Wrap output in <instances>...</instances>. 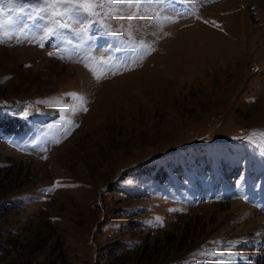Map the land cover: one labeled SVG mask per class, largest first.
I'll return each mask as SVG.
<instances>
[{"label": "rangeland", "instance_id": "obj_1", "mask_svg": "<svg viewBox=\"0 0 264 264\" xmlns=\"http://www.w3.org/2000/svg\"><path fill=\"white\" fill-rule=\"evenodd\" d=\"M94 2L0 0V264H264V0Z\"/></svg>", "mask_w": 264, "mask_h": 264}, {"label": "snow or ice", "instance_id": "obj_2", "mask_svg": "<svg viewBox=\"0 0 264 264\" xmlns=\"http://www.w3.org/2000/svg\"><path fill=\"white\" fill-rule=\"evenodd\" d=\"M46 3H50L52 5L56 4H69L71 5L70 12L72 15H79L82 11L83 12H93L94 8L97 7V4L94 0H45ZM108 3L111 4H128L133 5L138 2V0H107ZM62 13H57V15H61ZM2 42V41H0ZM87 110L86 108L84 109ZM264 135V133H261ZM52 189H49L51 191Z\"/></svg>", "mask_w": 264, "mask_h": 264}, {"label": "trees", "instance_id": "obj_3", "mask_svg": "<svg viewBox=\"0 0 264 264\" xmlns=\"http://www.w3.org/2000/svg\"><path fill=\"white\" fill-rule=\"evenodd\" d=\"M29 119H30V121H32V122H33V120H32V118H31V116H30V115H29ZM33 123H34V122H33ZM12 126H13V127H12ZM11 127H12L13 129H14V128H16V129H17V128L19 127V125H17V126H16V124H15V123H11V124H10V126H8V129H11V131H14V130H13ZM7 131H8V130H7Z\"/></svg>", "mask_w": 264, "mask_h": 264}, {"label": "bare ground", "instance_id": "obj_4", "mask_svg": "<svg viewBox=\"0 0 264 264\" xmlns=\"http://www.w3.org/2000/svg\"><path fill=\"white\" fill-rule=\"evenodd\" d=\"M46 111V110H45ZM45 111H43V110H39L38 112H37V116L39 117V118H41V119H43V117L45 116ZM48 112H50V111H48ZM53 112V111H52ZM51 113V112H50Z\"/></svg>", "mask_w": 264, "mask_h": 264}, {"label": "water", "instance_id": "obj_5", "mask_svg": "<svg viewBox=\"0 0 264 264\" xmlns=\"http://www.w3.org/2000/svg\"><path fill=\"white\" fill-rule=\"evenodd\" d=\"M124 170H125V169L121 170L120 173H122ZM112 184H113V183L111 182L109 185H107V186L101 188L100 191H99V194H101V191H102L103 189H105V188H107V187H110Z\"/></svg>", "mask_w": 264, "mask_h": 264}]
</instances>
